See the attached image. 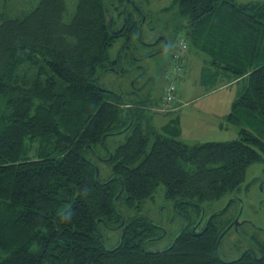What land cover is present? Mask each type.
Returning <instances> with one entry per match:
<instances>
[{
  "label": "trees",
  "instance_id": "trees-1",
  "mask_svg": "<svg viewBox=\"0 0 264 264\" xmlns=\"http://www.w3.org/2000/svg\"><path fill=\"white\" fill-rule=\"evenodd\" d=\"M170 7L185 19L173 42L186 38L187 65L191 50L207 57L199 83L227 76L225 84H243L225 116L239 128L231 142L187 144L178 116L156 127L144 100L100 87L102 73L117 65L109 48L118 38L129 42L145 19L136 3L78 0L69 21L65 0H39L23 18L0 13V264H264V257L218 259L219 232L211 228L147 251L158 227L144 217L124 221L116 208L123 194L138 208L159 185L177 209L205 206L264 163V3L172 0ZM123 133L122 144L106 146ZM101 146L111 168L104 182L89 158ZM101 226L121 230L114 247Z\"/></svg>",
  "mask_w": 264,
  "mask_h": 264
},
{
  "label": "rangeland",
  "instance_id": "rangeland-1",
  "mask_svg": "<svg viewBox=\"0 0 264 264\" xmlns=\"http://www.w3.org/2000/svg\"><path fill=\"white\" fill-rule=\"evenodd\" d=\"M127 1L136 3L144 11L145 19L141 23L138 33L134 34L129 42L118 38L109 48L110 59L117 61L118 72L115 71V68L103 72L99 78L100 87L122 95L129 102L144 100L147 115L152 118L156 127H161L169 119L179 116L182 131L179 139L187 144L231 142L237 139L239 128L224 120L222 127L219 128L213 115L230 112L243 84L230 83L217 89L228 82L227 76H221L213 85L214 87L211 85L201 86L199 84L200 70L207 57L196 50H191L189 53L186 74L179 83L181 100L178 106L180 110L175 114H159L148 109L153 107L162 96L166 85L165 75L171 68L174 45L172 42L180 33L179 27L184 24L185 19L178 15L176 7H170L172 0ZM235 1L238 3L252 1L264 3V0ZM38 2L39 0H0V13L8 18H23L38 5ZM77 2L78 0H65V20L69 21L73 16ZM161 37H165L169 41L170 47L166 51L160 50L163 45L162 41L156 44ZM193 131L196 133L195 136L191 135ZM126 137L127 134L124 133L109 136L106 139V146L114 150L125 141ZM96 151L99 155L95 157L89 155V158L97 163L99 179L104 182L111 174L110 166L103 160L106 157L107 149L101 146ZM182 167L187 171L194 170L190 164H182ZM262 178H264V163L255 162L250 165L243 183V186L249 185V191L240 194L244 203L242 217L258 225H264V213L257 207V202L262 195L259 192V186L250 183L254 179ZM115 205L124 221L134 217H144L159 227L156 240L145 245L147 251L167 249L182 225V220L178 215H175L173 202L165 197L163 185H159L152 197L145 199L138 208V205L131 207L126 203L125 194L117 200ZM208 207L206 204V214H208ZM216 207L219 206L214 204L210 211ZM231 213L232 210L228 211L225 217L232 215ZM100 229L108 248L114 247L121 238L120 229H110L106 226H101Z\"/></svg>",
  "mask_w": 264,
  "mask_h": 264
},
{
  "label": "flooded vegetation",
  "instance_id": "flooded-vegetation-1",
  "mask_svg": "<svg viewBox=\"0 0 264 264\" xmlns=\"http://www.w3.org/2000/svg\"><path fill=\"white\" fill-rule=\"evenodd\" d=\"M161 41L163 45L160 50L166 51L170 47L169 41L165 37H161L156 44ZM115 71L118 72L116 68ZM250 184L259 186V192L262 197L258 200L257 207L264 213V178L254 179ZM242 186L243 184L223 196L220 200L213 202L219 206L216 207V209L210 211L214 204H207V206H209L208 214L205 213L206 205L192 206L190 204H180L177 209V204L179 203L172 201L175 206V215H178L180 220H182L181 228L176 236L182 232H190L192 235H201L211 228L216 233L219 232L218 252L220 258L224 262H232L243 257L262 259L264 257V225H258L242 217L244 203L240 194L248 192L249 185ZM230 210H232V215L225 217ZM176 236L173 237L170 246L174 242ZM222 240H224L223 243Z\"/></svg>",
  "mask_w": 264,
  "mask_h": 264
},
{
  "label": "built area",
  "instance_id": "built-area-1",
  "mask_svg": "<svg viewBox=\"0 0 264 264\" xmlns=\"http://www.w3.org/2000/svg\"><path fill=\"white\" fill-rule=\"evenodd\" d=\"M188 42L183 35H179L174 42L171 57V68L166 72V85L159 101L151 107L155 113H170L179 108L180 101V80L186 74Z\"/></svg>",
  "mask_w": 264,
  "mask_h": 264
},
{
  "label": "crops",
  "instance_id": "crops-1",
  "mask_svg": "<svg viewBox=\"0 0 264 264\" xmlns=\"http://www.w3.org/2000/svg\"><path fill=\"white\" fill-rule=\"evenodd\" d=\"M200 84V83H199ZM228 84H224V85H222V86H220V87H218L217 89H221L222 87H225V86H227ZM202 86V85H201ZM216 90V89H215ZM180 100H181V95H180ZM180 109L178 108V110H176V111H174V112H172V113H168V114H175L176 112H178ZM228 113H225V114H221V113H217V114H214L213 115V118L215 119V120H217V122H218V125H217V127H219V128H221L222 127V122H223V120L225 121V116L227 115ZM179 117V116H178ZM180 118V117H179ZM170 120V119H169ZM180 125H181V122H180ZM182 132V131H181ZM192 136H195L196 135V133L193 131L192 132V134H191Z\"/></svg>",
  "mask_w": 264,
  "mask_h": 264
},
{
  "label": "water",
  "instance_id": "water-1",
  "mask_svg": "<svg viewBox=\"0 0 264 264\" xmlns=\"http://www.w3.org/2000/svg\"><path fill=\"white\" fill-rule=\"evenodd\" d=\"M96 176H97V174H96ZM122 224H123V222H122ZM178 235H179V234H178ZM178 235L176 236V238L178 237ZM176 238H175V240H176ZM175 240H174V242H175ZM174 242L172 243V245L174 244ZM172 245H171V246H172ZM218 246H219V239H218L217 242H216L215 250H216V255H217L218 259H220L221 261H223V260L220 258V256L218 255Z\"/></svg>",
  "mask_w": 264,
  "mask_h": 264
},
{
  "label": "clouds",
  "instance_id": "clouds-1",
  "mask_svg": "<svg viewBox=\"0 0 264 264\" xmlns=\"http://www.w3.org/2000/svg\"><path fill=\"white\" fill-rule=\"evenodd\" d=\"M71 220V213L62 215V222H70Z\"/></svg>",
  "mask_w": 264,
  "mask_h": 264
}]
</instances>
